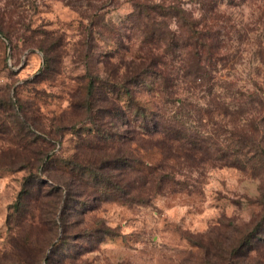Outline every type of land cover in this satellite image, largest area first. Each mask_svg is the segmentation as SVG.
<instances>
[{"label": "rangeland", "instance_id": "1", "mask_svg": "<svg viewBox=\"0 0 264 264\" xmlns=\"http://www.w3.org/2000/svg\"><path fill=\"white\" fill-rule=\"evenodd\" d=\"M201 3L215 14L205 17ZM159 6L180 16L159 17ZM190 25L216 47L201 64ZM140 58L150 73L125 84L127 65ZM113 82L119 106H128L127 86L153 120L171 119L181 133H146L124 124L129 110L118 119L98 111V89ZM22 119L36 143H27ZM97 129L108 147L93 145ZM257 146L264 0H0V264H264ZM101 149L128 163L109 169L120 192L65 170L70 160H103ZM63 180L71 198L54 186ZM25 186L34 196L24 193L17 210Z\"/></svg>", "mask_w": 264, "mask_h": 264}, {"label": "trees", "instance_id": "2", "mask_svg": "<svg viewBox=\"0 0 264 264\" xmlns=\"http://www.w3.org/2000/svg\"><path fill=\"white\" fill-rule=\"evenodd\" d=\"M201 8L203 9V15H205V17L211 13L214 15L215 14V5H210V4H205V3H201ZM179 10L174 7V6H170V7H160L159 6V17L162 18H166L168 15H171V17H178L180 16V14L178 13ZM191 26V25H190ZM193 27L194 30V39L192 42V57L195 60V62H197L198 64H201V61H203V56L204 55H208V53H210L212 51V49H215L216 47H214L212 44L214 43L212 41V43H209V40L205 39V35L202 34V32H198V30H196V25L191 26ZM180 44L177 43L176 46H179ZM52 47V45H49L48 47L44 48V44L41 43V48H43L45 51H50L51 49L54 48H50ZM140 62H136V61H132L129 65H127V69L129 72V76L128 72L124 75L123 77V82L125 84H133L134 82L132 81H136V83L138 81H140L145 75H148L150 73V70L148 68L145 67V59L144 58H140L139 60ZM127 76V77H126ZM97 84L94 82H91L90 84V88L91 89V93L92 91L96 88ZM107 87H105V89H98V97L100 99V101H106L108 103L107 106L102 107L100 106V101H99V107H98V111L100 112H107V113H111L114 114L113 117L115 118H120L121 116H123L124 112L128 111L131 113L128 116V120L125 119V125H129L133 122H135L138 126V129L140 130H144L146 133H153V132H162L165 134L170 135L172 134H178L181 133L179 132L178 129L175 128L174 126V121H172L171 119H163L160 118L159 119V123L156 120H153V118L157 117L154 112L152 110H150L149 108L143 106L141 103L138 102L135 94L133 93V91H131L130 88H128L127 86H125V95L128 98V106H126L125 108H123L122 106H119L118 100L119 97V91H120V83H109L106 84ZM96 89V90H97ZM115 99H113V98ZM112 98V99H111ZM86 107H89L90 112H93V106H91L88 101L86 102ZM123 110H125L123 112ZM110 114V115H111ZM155 116V117H154ZM113 122V121H112ZM111 122V123H112ZM21 126L24 127L26 129V134L28 137L27 138V143H36L39 139L40 136H38L32 129L30 126L27 125V122L25 119H22V121L20 122ZM116 127V126H115ZM97 136L99 138V142H95L94 144L97 145H105V146H109L111 144V141L109 139L106 138V136H103L104 134L102 133L101 129H97ZM105 132V131H104ZM97 136H95L97 138ZM51 138V137H50ZM52 139V138H51ZM90 142V141H89ZM27 149V145H25ZM24 146V147H25ZM245 149V148H244ZM102 153L105 151L104 149H101ZM238 151V150H237ZM257 152L259 153H264V149H262L260 146H257ZM39 154H42V157H39V162L41 161V167H43L44 165H48V161H49V157L47 158L48 154L46 153V149H42V152L39 151ZM120 154L116 155L113 154L112 156L110 155H106V151L104 152V159L101 160V158L99 160L96 161V163L94 164H88V165H83V164H79L78 162L74 161V160H70L69 164H67V166L65 167V170L67 172H70V174L72 175V177L77 176L79 173L85 174V175H89L92 179L91 182V186L92 187H96V185L98 184L100 187H102V191L104 193L110 194V193H114L119 191L121 189V186H123V184L120 182V180H116L114 178V174L111 173V170L109 169H118V170H124V168L128 167V163H126V160L120 158ZM45 158H47V160H45ZM238 163V162H237ZM96 168L99 171H96ZM107 169L109 171H107ZM101 170V172H100ZM66 172V173H67ZM39 181V180H38ZM62 181V180H61ZM30 182V179H28L25 183V185H29V187H32V182ZM41 181L38 182V184ZM76 182L73 180V184L74 185ZM54 186H64L65 190L68 191V196L69 198L72 197V191H71V186L68 184V180H63L62 182H57L54 183ZM39 189V188H38ZM40 190V189H39ZM57 192V191H56ZM24 193L30 194L31 196H34L32 193H30V191L26 192V186H25V190H23V192L21 194H19L18 200L15 204L14 207L18 208L20 207L21 204H23L24 201ZM26 195V196H27ZM18 215V214H17ZM22 214H19V216H21ZM24 217V215L21 217V219ZM257 233V232H255ZM254 233V234H255ZM252 237L254 236H249L243 246V252L247 251L249 249V247H251L253 245V241H252ZM16 248L20 249V247H22V243H16Z\"/></svg>", "mask_w": 264, "mask_h": 264}]
</instances>
